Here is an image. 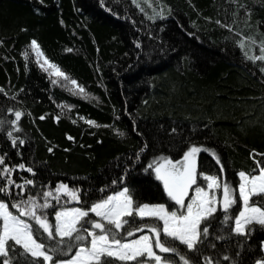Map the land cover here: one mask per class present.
<instances>
[{
  "label": "trees",
  "instance_id": "1",
  "mask_svg": "<svg viewBox=\"0 0 264 264\" xmlns=\"http://www.w3.org/2000/svg\"><path fill=\"white\" fill-rule=\"evenodd\" d=\"M33 40L90 98L52 83L33 60ZM261 42L264 0H0V118L23 114L0 130V168H16L0 184L11 179L24 185L22 196L13 185L0 201L19 214L13 202L63 183L80 190V202L49 198L45 212L52 223L61 208H88L124 187L138 203L176 210L145 169L161 156L182 158L192 145L209 150L197 157L198 184L204 186L201 172L221 175L215 153L227 181L237 185L240 171L257 168L254 160L264 167V61L244 55H261ZM21 164L32 172L20 170ZM248 227L247 237L216 240L228 228L221 231L214 221L209 242L216 246L204 247L203 256L213 264L264 261V227ZM145 233L154 235L145 228L126 240ZM188 255L191 264H202V256Z\"/></svg>",
  "mask_w": 264,
  "mask_h": 264
},
{
  "label": "snow or ice",
  "instance_id": "2",
  "mask_svg": "<svg viewBox=\"0 0 264 264\" xmlns=\"http://www.w3.org/2000/svg\"><path fill=\"white\" fill-rule=\"evenodd\" d=\"M252 43L255 44L256 41L252 40ZM239 47H245L243 41ZM259 47L261 55L249 56L245 52V57L253 62L264 61V42ZM31 48L39 60L43 54L35 40L31 42ZM24 55L25 58L28 57L27 52ZM45 65L48 67L45 68ZM40 67L45 71L52 68L55 75L63 77L66 82L69 80L47 59ZM261 71L264 72V67ZM52 83L56 84L58 81L53 80ZM70 83L76 85L75 80ZM83 93V87H78L77 94ZM22 115L21 112L14 111V120L0 118V130H3L5 123H18ZM87 122L95 125L94 121ZM13 130L20 129L16 127ZM6 135L16 145L12 131H7ZM119 135L123 136L124 133ZM20 143L23 144V141ZM202 151L209 152L207 148L192 145L179 160L161 156L147 165L145 171L152 170L155 179L161 182L166 196L174 202L173 207L178 206L172 211L163 204L138 203L134 201L130 190L124 187L88 208L74 207L56 211L55 223H52L45 212L52 207L49 198L60 203V195H65L80 202V190L70 189L63 183L54 191L39 192L35 196L29 194L26 199L13 202L12 208L17 209L19 214L10 211L8 203L0 201V264H176L167 256L157 254L154 249H158L159 253L179 257L182 264H191L188 253L202 256V264H213L212 257L203 256L202 249L216 246L209 242L210 228L214 221L219 223L221 231L224 227L228 228V235H218L216 240L230 239L233 235L247 237L253 231L249 225L264 227V167L254 160L257 168L250 174L240 171L238 184L232 185L223 175L224 168L219 158L215 153H210L220 165L221 175H205L201 172L199 175L204 185L201 186L197 183V157ZM3 164L4 160L0 157V165ZM18 168L32 172L30 167L25 168L23 164ZM14 171L16 168H0V177L8 176ZM24 183L34 186L32 180ZM13 185L21 189L18 195L22 196L24 185L16 184L11 179L0 184V194L10 196ZM190 191L194 195L189 196ZM252 197L257 199L250 203ZM186 199L188 203H185ZM238 199L241 206L235 208ZM146 219L162 224L138 223ZM145 228L154 235L145 234L138 239L126 240V237L143 232ZM178 245L184 246L185 254H181ZM59 256L70 258L59 259ZM222 259L228 261L230 257L224 255ZM215 264H220V260L217 259Z\"/></svg>",
  "mask_w": 264,
  "mask_h": 264
},
{
  "label": "rangeland",
  "instance_id": "3",
  "mask_svg": "<svg viewBox=\"0 0 264 264\" xmlns=\"http://www.w3.org/2000/svg\"><path fill=\"white\" fill-rule=\"evenodd\" d=\"M39 50H40V48H39ZM40 52H42L41 50H40ZM30 53H31V55H32V57H33V60L36 62V64L40 67V64L41 63H43L44 62V60L45 59H47L45 56H44V54L39 58V60H38V58H37V56H36V52L35 51H33V49L30 47ZM47 61L50 63V64H52L48 59H47ZM48 67V65H45V68H47ZM41 68V67H40ZM52 80H57L58 81V85H62L63 87H65L64 85L67 83V86L65 87V88H67L68 90H70L71 92H73V93H75V94H77L78 93V87H80L77 83H76V85H71V83H70V81H71V79L65 74V76H67L68 78H69V80H68V82H66L65 80H64V78L63 77H60V76H57V75H55L54 74V72H55V70L54 69H52V68H48V70L47 71H45L44 70V68H41ZM60 70V69H59ZM61 71V70H60ZM62 72V71H61ZM79 95H81V96H84V97H87V98H90V94L89 93H87V91H85L84 90V93L83 94H79ZM179 159H181V158H179ZM178 159V160H179ZM121 191V190H120ZM119 192V191H118ZM118 192H116V193H118ZM116 193H114V194H116ZM114 194H112V195H114ZM192 195H194V193L192 192V191H190L189 192V196H192ZM218 195H219V193H218ZM189 201L186 199L185 200V203H188ZM151 205V204H150ZM154 205H157V204H154ZM64 208H74V207H64ZM64 208H61L60 210H62V209H64ZM59 210V211H60ZM98 218V217H97ZM162 223V222H161ZM98 231V230H97ZM145 234H147V235H149V236H151L149 233H145ZM145 234H142V235H145ZM142 235H140V236H142ZM139 236V237H140ZM139 237H137V238H134V239H138ZM134 239H132V240H134ZM129 241H131V240H129ZM263 249H264V243H263ZM155 251H157L156 249H154ZM157 254H159L158 252H157ZM160 255V254H159ZM256 264H264V261H259V262H257Z\"/></svg>",
  "mask_w": 264,
  "mask_h": 264
}]
</instances>
